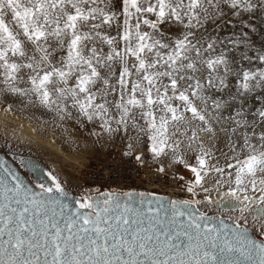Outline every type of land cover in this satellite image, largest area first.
<instances>
[{
	"label": "snow or ice",
	"instance_id": "snow-or-ice-1",
	"mask_svg": "<svg viewBox=\"0 0 264 264\" xmlns=\"http://www.w3.org/2000/svg\"><path fill=\"white\" fill-rule=\"evenodd\" d=\"M0 106L185 194L0 157V264H264V0H0Z\"/></svg>",
	"mask_w": 264,
	"mask_h": 264
},
{
	"label": "rangeland",
	"instance_id": "rangeland-1",
	"mask_svg": "<svg viewBox=\"0 0 264 264\" xmlns=\"http://www.w3.org/2000/svg\"><path fill=\"white\" fill-rule=\"evenodd\" d=\"M37 115H39V113H37ZM8 118L14 123H5L4 108L0 106V151L12 160L13 154H19L23 155L26 160L31 159L37 162L45 173L48 170L53 171L62 181L67 182V187L69 189L75 192L78 189L85 168L90 163L97 160L90 158L84 148L83 140H80L78 144L74 145L68 141L67 134L61 132L59 129H54L48 124H41V122L36 119L30 120L27 115H20L17 111L8 114ZM45 119H47V117H45ZM20 124H23V128L25 129L27 127L26 129L31 132L32 128H37L36 132H32V134L30 132V134L33 138H40L41 140L39 139V142L43 141L45 144L49 143L48 147H43L33 140L15 136L14 129L11 126L20 129ZM72 134L73 136L78 135L74 129ZM5 138L10 140L13 145L12 154H9L8 148L3 143ZM49 147H51V149H49ZM15 162L18 164V161ZM21 170L25 173L24 169ZM223 190L227 189H220L219 192H213V198L218 196Z\"/></svg>",
	"mask_w": 264,
	"mask_h": 264
},
{
	"label": "built area",
	"instance_id": "built-area-1",
	"mask_svg": "<svg viewBox=\"0 0 264 264\" xmlns=\"http://www.w3.org/2000/svg\"><path fill=\"white\" fill-rule=\"evenodd\" d=\"M80 185H104L105 187H119L124 190L135 189L136 191L155 192L176 198H183L185 195L179 190V186L173 181L171 175L157 178L151 175L147 169H140L131 170L123 177H109L107 170L101 167L98 159L85 168L79 182Z\"/></svg>",
	"mask_w": 264,
	"mask_h": 264
},
{
	"label": "bare ground",
	"instance_id": "bare-ground-1",
	"mask_svg": "<svg viewBox=\"0 0 264 264\" xmlns=\"http://www.w3.org/2000/svg\"><path fill=\"white\" fill-rule=\"evenodd\" d=\"M19 124V123H18ZM13 129H15V131H14V134H15V136H17V137H20V138H23V139H30V140H33V141H35L36 143H39L40 145H42L43 147H48V144L49 143H43V141L42 142H39V139H37L36 137H32V132L30 131V130H28V129H16V128H14L13 126H11ZM17 128H18V126H17ZM30 132H31V134H30ZM41 140V139H40ZM49 149H51V147H49ZM53 150V149H52ZM78 179H79V176H78ZM77 179V180H78ZM227 190H223V191H221L220 192V194L218 195V196H216L215 198H213L214 200H217V199H220L221 198V194L223 193V192H226Z\"/></svg>",
	"mask_w": 264,
	"mask_h": 264
},
{
	"label": "water",
	"instance_id": "water-1",
	"mask_svg": "<svg viewBox=\"0 0 264 264\" xmlns=\"http://www.w3.org/2000/svg\"><path fill=\"white\" fill-rule=\"evenodd\" d=\"M0 157H3L4 159H7L8 160V162H9V164L10 165H12L13 167H18V164L15 162V161H13L12 159H10V158H8L2 151H0ZM22 173H24L21 169H19ZM157 195H163V194H158V193H156ZM168 196H170V195H168ZM170 197H172V198H176V197H174V196H170Z\"/></svg>",
	"mask_w": 264,
	"mask_h": 264
}]
</instances>
